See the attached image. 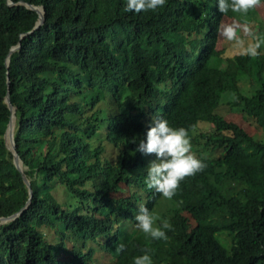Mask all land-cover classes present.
Here are the masks:
<instances>
[{
  "label": "trees",
  "instance_id": "obj_1",
  "mask_svg": "<svg viewBox=\"0 0 264 264\" xmlns=\"http://www.w3.org/2000/svg\"><path fill=\"white\" fill-rule=\"evenodd\" d=\"M11 1L0 0V217L29 198L4 144L7 91L31 197L0 224V264H134L145 249L153 264H264V51L229 56L219 41L247 20L262 35L264 0L246 15L217 0L140 13L127 0ZM20 1L44 9L22 38L38 14ZM156 117L188 129L206 164L171 200L147 188L156 156L136 151ZM141 205L169 220L167 241L137 227Z\"/></svg>",
  "mask_w": 264,
  "mask_h": 264
},
{
  "label": "clouds",
  "instance_id": "obj_2",
  "mask_svg": "<svg viewBox=\"0 0 264 264\" xmlns=\"http://www.w3.org/2000/svg\"><path fill=\"white\" fill-rule=\"evenodd\" d=\"M261 0H217L218 10L227 13L247 14L249 10L255 9ZM166 0H127L126 12L140 13L142 11L155 12L163 8ZM220 35L228 40L237 39L236 27L228 25L220 31ZM253 42L245 49V54L250 57L260 55V49L264 46V35L252 34ZM146 133V141L139 140L136 151L144 155L156 156L155 161H148L146 185L150 190L161 194L164 198L171 200L179 191L181 182L186 177H192L206 167L202 159L198 158L192 151L191 137L188 129L183 127L174 128L163 117H156ZM149 164V165H148ZM135 219L137 227L153 240H168L166 230H172L168 219H162L158 214L141 205ZM159 221V224L157 223ZM125 245L118 244L117 253L124 251ZM145 254L134 258V264H153L149 254L150 249L144 250Z\"/></svg>",
  "mask_w": 264,
  "mask_h": 264
},
{
  "label": "water",
  "instance_id": "obj_3",
  "mask_svg": "<svg viewBox=\"0 0 264 264\" xmlns=\"http://www.w3.org/2000/svg\"><path fill=\"white\" fill-rule=\"evenodd\" d=\"M7 4L8 5H13L14 2H12L11 0H7ZM19 4H23L26 7L33 9L36 11V13L38 14L37 20L35 22V25L33 26V28L27 32L21 33L19 34V38H22L23 35L31 33L32 30L38 28L44 21V9L41 6H36L33 4H29L27 2L24 1H20ZM20 47V44L17 43L15 46H12L5 58V66H6V79H7V83L8 81V66H9V55L15 51L16 49H18ZM5 102L7 104V107L9 108L10 111V115H9V120L8 123L6 125L4 134H3V139H4V144L6 149H8L11 153H12V159H13V164L15 165L16 169L21 173L22 178L24 183L26 184L28 191H29V198L31 197V189H30V185H29V181L28 179L25 177V174L23 172V166L21 163V160L18 156V153L15 149V143L13 140V128H14V121H15V107L12 105V103L10 102V93L9 91H7L6 95H5ZM28 198V200L26 201L25 205L23 207L20 208L19 211H16L15 213L6 216V217H0V224L1 223H5L11 219H14L15 217H17L20 212L26 208V206L29 204L30 199Z\"/></svg>",
  "mask_w": 264,
  "mask_h": 264
},
{
  "label": "rangeland",
  "instance_id": "obj_4",
  "mask_svg": "<svg viewBox=\"0 0 264 264\" xmlns=\"http://www.w3.org/2000/svg\"><path fill=\"white\" fill-rule=\"evenodd\" d=\"M258 11V15L262 18H264V9L258 7L257 9ZM233 25H236V36H237V39L236 40H233V41H228L226 39H222L220 38L219 41L224 44L225 42L226 43V52L225 54L226 55H233L235 53H238V52H242L244 51L247 46L253 42L252 40V34H259L260 33V30L262 29L260 26H258V24L256 23V20H247V23H243L242 24H237V22H234ZM238 29V31H237ZM262 35H264V32L261 33ZM264 51V46L261 47V52ZM199 129L202 131L204 129H207L209 126H208V123H205V122H200L199 124ZM250 126V130L253 131L252 133H255V134H258L260 135L262 132L259 131V129L257 130V128L255 127V125L253 123H250L249 124ZM205 149L203 148L202 149V153H205L204 151ZM55 193L58 197V199H62V191H61V188L60 187H57L56 190H55ZM45 237L47 238L48 241L50 242H55L57 241V237L54 235L53 231L51 229H47V228H43L42 229ZM103 257H101V260L103 262H108L110 260L109 256L105 255V254H102Z\"/></svg>",
  "mask_w": 264,
  "mask_h": 264
}]
</instances>
